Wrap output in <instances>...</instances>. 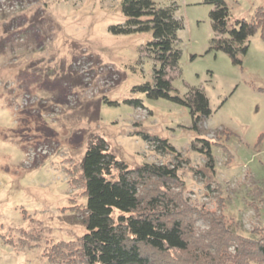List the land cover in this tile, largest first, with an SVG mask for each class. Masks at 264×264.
<instances>
[{"label":"rangeland","instance_id":"374dc122","mask_svg":"<svg viewBox=\"0 0 264 264\" xmlns=\"http://www.w3.org/2000/svg\"><path fill=\"white\" fill-rule=\"evenodd\" d=\"M152 1L182 24L166 78L172 93L200 90L207 99L210 113L197 131L188 108L137 89L153 80L145 50L151 34L111 31L125 24L123 0H0V264H85L84 153L100 138L129 169L175 163L141 133L166 140L181 160L178 182L143 184L140 196L156 188L171 196L174 211L185 213L199 264L251 262L237 249L240 239L264 236L261 30L233 63L212 47V4ZM223 1L229 29L264 12V0ZM198 140L209 143L212 168ZM172 253L181 263L190 258Z\"/></svg>","mask_w":264,"mask_h":264},{"label":"trees","instance_id":"16d2710c","mask_svg":"<svg viewBox=\"0 0 264 264\" xmlns=\"http://www.w3.org/2000/svg\"><path fill=\"white\" fill-rule=\"evenodd\" d=\"M206 3L214 6L209 14L216 37L212 41L213 49L222 51L233 63L240 64L239 56L247 52L249 37L260 29L264 39V12L258 10L251 22L236 21V27L229 29L225 2L206 0ZM121 12L126 21L123 27L110 28L114 34H151L145 50L154 62L153 80L137 89L150 99H164L188 108L193 129L199 130L201 120L210 113L204 94L200 90H191L181 97L171 92L166 78L167 70L173 69L178 58L174 43L182 24L174 19L171 9L158 8L152 0H123ZM129 103L134 107L141 106L138 101ZM139 135L156 151L172 155L175 163L169 166L144 163L129 169L109 152L103 139L89 143L80 163L86 198L81 213L84 234L79 240L84 263L199 264V254L194 252L195 241L186 224L185 213L174 211L171 196L159 192L158 188L149 190L145 198L139 194L143 184L157 182L156 185L167 189L168 184L178 182L180 153L166 140L143 133ZM198 141L204 144L199 153L205 156L206 165L212 168L209 143ZM258 193L263 196L260 190ZM115 212L117 216H114ZM238 244V256L250 257L249 264H264V236L258 242L240 239ZM172 252L190 258L188 262L183 260L181 263Z\"/></svg>","mask_w":264,"mask_h":264}]
</instances>
